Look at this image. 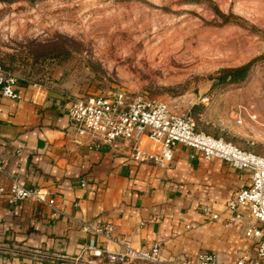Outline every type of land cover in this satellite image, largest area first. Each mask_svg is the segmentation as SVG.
<instances>
[{"label": "crops", "instance_id": "0c3cea01", "mask_svg": "<svg viewBox=\"0 0 264 264\" xmlns=\"http://www.w3.org/2000/svg\"><path fill=\"white\" fill-rule=\"evenodd\" d=\"M19 98L0 95V184L16 178L54 199L10 203L0 194V264H85L89 245L119 249L161 243V255L180 259L212 251L238 256L253 252L246 229L257 222L247 211L227 221V202L249 186L250 174L221 159L173 144L172 162L160 167L131 159V146L118 150L90 144L74 134L69 99L42 85L18 83ZM142 148L156 150L147 136ZM207 206L220 214L212 220ZM109 223L108 237L82 229Z\"/></svg>", "mask_w": 264, "mask_h": 264}, {"label": "rangeland", "instance_id": "374dc122", "mask_svg": "<svg viewBox=\"0 0 264 264\" xmlns=\"http://www.w3.org/2000/svg\"><path fill=\"white\" fill-rule=\"evenodd\" d=\"M251 60L242 82L212 85ZM0 65L68 99L121 89L168 101L264 155V0L0 1Z\"/></svg>", "mask_w": 264, "mask_h": 264}, {"label": "built area", "instance_id": "2783aa9c", "mask_svg": "<svg viewBox=\"0 0 264 264\" xmlns=\"http://www.w3.org/2000/svg\"><path fill=\"white\" fill-rule=\"evenodd\" d=\"M17 84L16 77L0 65V95L19 98L15 89ZM69 101L67 114L72 132L87 137L92 145H106L118 150L127 144L131 146L130 157L134 161L165 167L172 162L173 144L177 143L200 151L206 159H221L236 170L248 172L249 186L239 189L226 204L227 221L239 223L247 211L257 222L246 229V235L253 240V252L244 251L236 257L205 251L195 256L166 259L161 255L160 242L149 247H134L131 241L119 239L117 250L87 246L84 250H88L92 258L83 260L85 264H264V155L244 149L221 136L196 130L190 115L179 114L168 101L159 98L118 89L75 96ZM143 136L157 142V149L142 148L139 142ZM3 193L9 194L10 203L37 201L52 206L54 202L46 193L26 187L16 178L8 187L0 184V194ZM200 212L212 220L220 218L219 213L207 206L200 207ZM82 229L106 238L113 227L109 223L95 227L84 224ZM79 261L77 258L74 264ZM14 264L27 262L20 260Z\"/></svg>", "mask_w": 264, "mask_h": 264}, {"label": "trees", "instance_id": "16d2710c", "mask_svg": "<svg viewBox=\"0 0 264 264\" xmlns=\"http://www.w3.org/2000/svg\"><path fill=\"white\" fill-rule=\"evenodd\" d=\"M1 2H13V1H17V0H0ZM28 2H34L37 0H25ZM211 8L214 11V14L220 18L222 20V23H227L230 21V18L228 15H226L224 12H222L216 5L211 4ZM254 60H251L243 65L240 66H236V67H223L220 68L219 70L216 71V73L211 77V79L214 80V82L212 83V85L214 87H221L224 86L226 84H231V83H239L242 82L243 80L246 79V77L248 76V74L250 73L252 64H253ZM2 66V65H1ZM192 117V116H191ZM194 117V118H193ZM193 120L195 122V129L196 130H201L204 131L202 129H200L198 127V120L197 117L195 115H193ZM205 132V131H204ZM210 134V133H209ZM214 136V135H213ZM226 139V138H225ZM228 140V139H227ZM253 151V150H252ZM255 152V151H254Z\"/></svg>", "mask_w": 264, "mask_h": 264}]
</instances>
